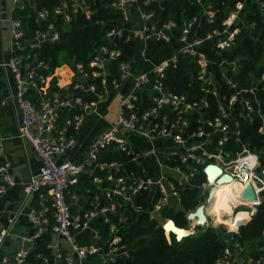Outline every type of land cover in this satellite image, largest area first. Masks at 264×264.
<instances>
[{
    "label": "built area",
    "instance_id": "2783aa9c",
    "mask_svg": "<svg viewBox=\"0 0 264 264\" xmlns=\"http://www.w3.org/2000/svg\"><path fill=\"white\" fill-rule=\"evenodd\" d=\"M37 1L14 0L13 7L14 9H27L35 14L36 20H43L47 17L48 11L39 9ZM87 1L59 0L54 7V12L61 14L65 21L70 20L72 11H81L88 17L91 9ZM128 1L113 0L111 3L121 11L123 21L127 20L129 15ZM244 3L245 0L236 2L235 7L228 12V16L223 21L222 30H214L204 36L194 33L198 17L195 16L186 21L175 50L149 69L155 74L151 87H144L151 81L147 73L149 70L141 71L134 76V88L119 100L116 121L101 129L90 139L85 155L80 161L66 159L58 162L54 156L73 147L75 138L67 135L68 126L77 130L85 115L96 111V104L102 99L106 85L111 84L117 87L129 75V62L119 63L120 80L111 78L108 75L106 62L118 55L119 49L101 45L96 49V57L88 63L92 69H87L80 62H75L73 72L80 79H73L63 87H59V83L55 82L57 88H52L49 83L53 79V72H49L48 64L37 56L31 55L28 50L39 47L44 41H56L60 37L59 31L55 29L52 22H48L45 28H36L31 38H25L21 19L19 17L11 19V43L14 53L6 61H2L1 65L12 73L14 89L6 98H2L0 103L4 104L8 98L19 112L17 136L30 143L41 162L38 173L31 176L24 186L25 193L36 197L39 204L37 209L31 207L27 212L29 222L34 228V234L27 239L32 241L41 233L51 231L56 236V243L54 245L45 244L49 250L48 253L38 251L34 255L35 258H40L39 261L32 259L29 247H20L11 253L0 255V264H110L120 258L129 257L134 248L130 241L124 239L123 231L130 222L135 220L136 216L133 217V213L136 214L142 209V206L136 202L138 195L144 189L147 191L149 184L154 185V191L158 195L157 201L153 204L152 210H149L147 206L143 210L147 211L150 217H155V212H158L159 207L169 203V197H179L178 187L188 183L190 177L194 176L197 168L189 166L190 160L202 163V170L207 163L218 164L223 172L232 176L233 180L245 185L250 183L255 193L254 198L247 200L240 194L238 204L246 207L251 216L256 206L264 201V168L258 169V155L250 152L247 145L241 143L238 138L236 139L239 151L234 156L221 148L230 135L238 134L231 113L234 102L240 100L246 115L253 111L252 104L241 95L249 88L238 86L230 76L233 64H227L224 59L219 58V50L230 47L234 43L235 34L240 29L237 20ZM203 12L208 20H212L214 16L212 10L205 8ZM151 14L143 12L142 18L146 20ZM168 25H173V23L169 22ZM149 28L153 29V26ZM122 29L123 27L116 24L106 33V36H121ZM147 29L144 22L142 27L146 42L144 48L151 37L169 39V36L162 30H152L146 33ZM205 45H208V48ZM178 51L187 53L195 59L196 78L211 85L209 90L216 97L219 109V115L208 119L202 118L201 125L188 133L186 137L182 135V131L188 125V121L182 118L181 113L187 108H193L194 104L186 103L183 94L165 90L161 82L164 68L169 60L175 63ZM215 55L218 57L215 58ZM215 61L223 66L225 72L222 74L227 84L236 89L227 97L220 93L214 69L211 66V63ZM36 68L47 70V72L37 71ZM89 77H97L102 89L98 90L97 84L88 82ZM261 79H264V73ZM46 88L50 95L45 94ZM74 89L79 90L82 95L74 93ZM261 90H264V85ZM142 91L147 94L151 106L138 113L136 108L141 101L139 95ZM84 93L92 95V100H85ZM204 103L206 105V102ZM164 106H170L176 112L177 116L174 121L169 120L166 112L161 111ZM74 107L80 112L66 117L64 125L60 126L58 124L59 111L63 108L69 110ZM230 121L234 128L231 127ZM122 128L143 136L171 137L176 146L173 150L174 158L185 162L189 171L184 172L177 166L176 169L182 171L179 176H169L160 169L157 174L155 172L145 178L137 176L133 169L132 171L131 169L126 170V166L133 164V167H138L142 172L146 171L139 154L134 153L123 137ZM259 130L264 131V126L262 125ZM2 140L3 137L0 136V158ZM214 142L215 146L212 145ZM108 146H113L112 148L118 150L119 153L129 155L127 162L121 163L116 159L97 162L100 151ZM91 164L101 169L106 168L107 174L104 177L93 174ZM111 169L121 170V172L113 173ZM84 173H88L91 181L95 183L91 193L92 198L88 199L90 204L88 209H82L83 195L75 190ZM102 183L105 184L102 185ZM14 184L8 163L0 161V194ZM202 185H204V191L206 190V196L208 189L216 186V183H209L205 180ZM85 198L86 201L87 197ZM102 199L104 203L101 202ZM243 221L236 224V231L230 232H238ZM13 223L14 218H9L7 225L0 230V246L4 239L11 235ZM101 223L108 224V229L105 230L99 226ZM226 242L215 264H244V261L246 264H264V230L263 243L256 249L257 257L244 256L243 245L232 234Z\"/></svg>",
    "mask_w": 264,
    "mask_h": 264
},
{
    "label": "trees",
    "instance_id": "16d2710c",
    "mask_svg": "<svg viewBox=\"0 0 264 264\" xmlns=\"http://www.w3.org/2000/svg\"><path fill=\"white\" fill-rule=\"evenodd\" d=\"M113 0H88L87 4L91 9V14L87 17L81 11H72L69 21H65L61 14L54 12V7L59 0H38L37 7L48 11L47 17L43 20H36L35 14L27 9L15 8L13 15L20 17L25 32V38H31L36 28H45L48 22H52L55 29L59 31L60 37L53 42L44 41L39 47L29 48L31 55L37 56L40 60L48 64L49 72H53L56 67L63 64L74 66L75 62H80L85 68L92 69L88 63L96 57L95 50L106 45L109 48L119 49V54L110 58L107 64L108 75L120 80L119 63L121 61L131 62L137 52V44L133 33L128 29L121 30V36H106V33L116 26L117 22L123 21L121 11L112 6ZM239 0H138L144 3V12L152 13L146 20L147 32L152 30H162L169 36L168 40L151 37L144 48L143 56L146 59H152L160 54L164 49H171V52L178 45L182 29L186 21L193 17H198V24L194 28L195 35L204 36L214 30L224 28L223 21L228 16V12L235 7ZM264 0H245L244 6L240 12L237 23L240 24L239 31L235 34L234 43L230 47L221 48L220 57L227 64H233L230 76L238 86L249 88L242 92L244 99H247L253 106V111L246 115L243 111V105L240 100H236L232 106L233 122L236 123L237 135H230L221 148L234 156L239 151L238 141L245 143L250 152L258 155V169L264 168V131L259 128L264 126V79H261L264 73ZM209 8L214 12L212 20H208L203 9ZM240 21V22H239ZM172 22L173 25H168ZM153 26L152 28H149ZM170 52V53H171ZM176 61L173 64L171 60L163 70L161 82L163 88L172 93L183 94L185 102L194 104L193 108H187L182 113L183 119L188 121V125L182 131L183 136H188L192 130L201 125V119L213 118L219 115L218 102L216 97L210 92L211 85L200 81L197 76V63L195 59L187 53L178 51ZM30 59H28L29 61ZM214 69L215 78L219 85L221 94L227 96L235 92V87L227 84L224 75L223 66L217 61L211 63ZM97 68V67H95ZM98 69V68H97ZM37 71L47 72V70L36 68ZM227 70V69H226ZM227 72V71H226ZM151 81L144 87L150 88L155 74L153 70L147 71ZM227 74V73H225ZM89 82L97 84L100 90L99 79L89 77ZM54 85V84H53ZM51 85V86H53ZM56 87V86H55ZM57 88V87H56ZM64 91V90H63ZM32 90L30 94L32 95ZM74 93L81 94L79 90L74 89ZM141 101L136 108L138 113L148 109L151 106L146 93L139 95ZM85 100H92L88 93L83 94ZM1 102V97H0ZM206 102V105L205 103ZM166 112L169 120L176 119V112L170 106H164L161 110ZM80 110L76 107L67 110L63 108L59 111L58 124L64 125L66 117H71ZM231 123V127L234 126ZM67 135L76 136V130L68 126ZM215 146V142L212 144ZM108 146L102 149L98 155L97 162L117 160L125 163L129 155L119 153ZM0 161H3L0 158ZM166 162L170 165H177L184 172H188V165L185 162L169 157ZM189 166L196 169L194 176H191L188 183L178 187L180 204L182 210H177L175 206L161 205L159 212L183 228H189L188 220L184 216L185 211L193 209L201 201L202 184L205 182V174L202 170V163L190 160ZM133 164L126 166V170L135 171L137 176H151L154 168L145 165V172ZM113 173H120L121 170L111 169ZM94 172L102 177L107 174V169H99L94 166ZM94 173V174H95ZM85 185L94 187L91 182V176L84 173ZM80 177V178H81ZM105 183H102L104 185ZM77 191L79 192L78 185ZM197 189V190H196ZM146 189L138 195L136 202L142 206V209L136 214V223L128 225L124 233V239L133 244V251L127 258H120L110 264H215L216 259L221 255L226 239L230 234L234 236L244 247V255L257 257L256 248L263 243L264 230V201L256 206L255 211L249 216L247 210L235 211V222L238 224L244 220L238 232H227L222 224L219 230L213 226L195 227V232L176 239L174 233L167 231L158 222L155 217H150L148 212L143 210L146 205ZM130 214L132 215L131 211ZM213 214V213H212ZM215 220L218 215L215 213ZM166 231V233H165ZM40 251L48 253L49 250L43 244H34L30 249L32 259Z\"/></svg>",
    "mask_w": 264,
    "mask_h": 264
},
{
    "label": "crops",
    "instance_id": "0c3cea01",
    "mask_svg": "<svg viewBox=\"0 0 264 264\" xmlns=\"http://www.w3.org/2000/svg\"><path fill=\"white\" fill-rule=\"evenodd\" d=\"M13 1L14 0H0L1 99L6 98L14 89L12 73L6 67L1 65L2 61H6L14 53L11 43V19L15 17L13 15ZM128 10L129 15L127 20H124L123 22H117V25L132 32L137 44V52L135 53L132 61L129 63V75L123 79L117 87H113L111 84L106 85L105 90H103L102 99L96 104V111L86 114L83 121L76 130L75 144L73 147L67 148L62 153L54 156L55 160L58 162L66 159L71 161H80L83 159L86 146L90 139L97 135L101 129L116 121L119 100L123 95L129 93L134 88V76L141 71L149 70L151 67L167 58L175 50L174 48V50L171 52L173 48L166 50L164 49V51H162L156 57L152 59H146L143 56V48L146 42L142 32V27L145 22V20L142 18V13L144 12V3H139L138 0H129ZM205 47L208 48V45H205ZM214 57L217 58L218 56L215 55ZM219 58H221L220 55ZM52 77L53 79L49 83L51 85L54 84L53 86L50 85L52 88H55V82L59 83V87H63L73 79H80V77L74 74L73 66H70L69 64H63L59 67H56L53 70ZM142 93L144 92L142 91L141 94ZM45 94L50 95V92L47 88L45 89ZM91 98H93L92 95ZM18 123L19 112L14 108L12 102L7 98V102L4 104L0 103V136L3 137L1 158L3 161L8 163V169L15 181V184L9 186L2 194H0V230L7 225L9 218H14V223L11 227V235L7 236L0 246V255L11 253L20 247H29L31 249L34 244L45 245L46 243H51L54 245L56 243V236L51 231H45L41 233L32 241L27 239L34 234V228L29 222L27 212L31 207H35V209H37L39 204L36 197L28 196L25 193L24 186L29 181L31 176H34L38 173L41 162L39 156L30 143L17 136ZM121 133L134 153L139 154L140 161H142L145 165L154 168L153 174L155 172L157 174L160 169L172 177L179 176L182 173L180 169H176L177 165H170L166 162V159L170 156L174 157L173 150L176 148L175 144L171 140V137L143 136L124 128L121 129ZM94 166L96 165L91 164L90 166L93 174L95 173ZM99 169L101 170L100 167ZM95 175L98 174L95 173ZM99 176L102 177V175ZM77 185L79 187V192L76 190L77 187L75 189L76 192L80 195H83L81 200V206L83 207L82 209H88L90 207L88 199L92 198L91 193L93 192L92 190L95 185L89 191L90 187L85 185L83 177L80 178ZM147 189L145 203L148 209L152 210L153 204L157 201L158 195L157 192L155 193L154 191L155 187L153 184H149ZM203 190L204 185H202V196L200 195V197H203ZM85 197H87L86 201ZM101 202L104 203L105 201L102 199ZM178 204H180V197H169V203L167 206L177 207ZM243 210H246V208L244 207ZM187 211H185V213ZM135 216L136 215L133 217ZM212 217L213 214L209 213L207 226H209V221H211ZM155 218L161 225H163L169 219L168 217H164L159 212V210L158 212H155ZM216 221L221 222V219L218 217ZM135 223L136 220L130 222L129 225ZM189 224L193 225L192 229L194 228L196 230V223L192 224V220H189ZM99 226H102L105 230L108 229V224L101 223ZM127 227L128 225L124 228L123 236ZM214 228L219 230L218 226ZM188 229H190V226L187 228V230ZM235 229L236 226L233 228H231V226L226 227L227 232ZM169 233L170 232L166 233L167 236H169ZM79 238L82 239L81 237ZM245 262L246 261H244V264H246Z\"/></svg>",
    "mask_w": 264,
    "mask_h": 264
},
{
    "label": "water",
    "instance_id": "95a60500",
    "mask_svg": "<svg viewBox=\"0 0 264 264\" xmlns=\"http://www.w3.org/2000/svg\"><path fill=\"white\" fill-rule=\"evenodd\" d=\"M203 173L206 175V180L209 183H216V185L228 183L233 180L232 176L229 173L223 172L221 167L215 163H207L203 168ZM214 187L215 186L210 187L206 193V196L204 198L201 197V201L193 209L186 212L187 219L193 220L192 217L195 218L196 226L205 227L208 224V213L206 205L213 199ZM254 196L255 193L253 191L252 185L248 183L241 192V197L247 200H252ZM176 209L183 211V206L181 204H178ZM167 223H171L172 228L169 230V232L174 233L176 239H181L183 236L195 232V229L193 228L188 229L186 233H182V230L185 228L178 226L173 219H168ZM163 228L165 227L163 226Z\"/></svg>",
    "mask_w": 264,
    "mask_h": 264
},
{
    "label": "bare ground",
    "instance_id": "6f19581e",
    "mask_svg": "<svg viewBox=\"0 0 264 264\" xmlns=\"http://www.w3.org/2000/svg\"><path fill=\"white\" fill-rule=\"evenodd\" d=\"M245 187H246L245 184L238 182L237 180H232L228 183H222L216 185L214 187L213 199L208 205L207 212L208 213L212 212L211 207L213 206L216 197L220 196L222 191L226 190V192L219 197V204L214 209L215 211L214 213L218 215L221 221H223L224 217L222 216V213L224 212V214H226L225 218L228 219V221L226 222L231 226V228L235 227L236 222H234V220L231 219L233 212L232 208L239 203L240 200L239 196ZM192 219H193L192 223H195V218L192 217ZM164 227L168 233L169 230L172 228V225L171 223L168 224L166 221L164 223ZM186 232H187L186 229L182 230V233H186Z\"/></svg>",
    "mask_w": 264,
    "mask_h": 264
},
{
    "label": "rangeland",
    "instance_id": "374dc122",
    "mask_svg": "<svg viewBox=\"0 0 264 264\" xmlns=\"http://www.w3.org/2000/svg\"><path fill=\"white\" fill-rule=\"evenodd\" d=\"M63 77V76H62ZM64 78V77H63ZM205 192H206V190L204 191L203 190V198L205 197ZM226 192V190H224V191H222V193H221V195H223L224 193ZM220 195V196H221ZM220 196H218V197H216V200H215V202H214V204H213V206L211 207V210H212V212L211 213H213L214 214V209L218 206V204H219V197ZM210 203V202H209ZM209 203H207V208H208V205H209ZM246 208V207H245ZM233 209V212H232V216H231V219L232 220H234V222H235V211L234 210H243L244 209V207L243 206H239V204H237L235 207H233L232 208ZM184 216L186 217V213H184ZM222 216L224 217L223 218V221H221V222H217L216 220H215V216H213L212 217V219H211V221H209V225H213V227H219V225L220 224H222V225H224L225 227H227V226H230L226 221H228V219H226L225 218V216H226V214H224V212L222 213ZM234 217V218H233ZM188 220V219H187ZM188 222V224H189V220L187 221ZM191 223V222H190ZM192 224H194V223H192ZM189 226H190V229H192V227H193V225H190L189 224ZM187 230V229H186Z\"/></svg>",
    "mask_w": 264,
    "mask_h": 264
}]
</instances>
